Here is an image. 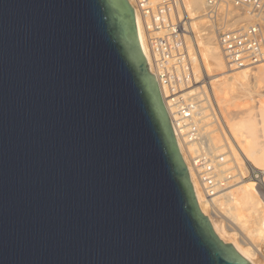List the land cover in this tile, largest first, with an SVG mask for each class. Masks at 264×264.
Masks as SVG:
<instances>
[{
	"label": "water",
	"instance_id": "water-1",
	"mask_svg": "<svg viewBox=\"0 0 264 264\" xmlns=\"http://www.w3.org/2000/svg\"><path fill=\"white\" fill-rule=\"evenodd\" d=\"M0 264H250L198 209L128 0H0Z\"/></svg>",
	"mask_w": 264,
	"mask_h": 264
},
{
	"label": "built area",
	"instance_id": "built-area-1",
	"mask_svg": "<svg viewBox=\"0 0 264 264\" xmlns=\"http://www.w3.org/2000/svg\"><path fill=\"white\" fill-rule=\"evenodd\" d=\"M128 2L145 33L149 72L164 104L173 110L172 118L168 115L176 140L194 146L189 162L211 198L226 188L230 175L219 176L218 159L208 151L198 104L190 94L196 54L189 47L195 33L184 15L183 0ZM202 17L207 27L215 29V43L228 69H252L264 62V0H206Z\"/></svg>",
	"mask_w": 264,
	"mask_h": 264
},
{
	"label": "bare ground",
	"instance_id": "bare-ground-1",
	"mask_svg": "<svg viewBox=\"0 0 264 264\" xmlns=\"http://www.w3.org/2000/svg\"><path fill=\"white\" fill-rule=\"evenodd\" d=\"M204 3H205V0H184L183 10L189 13L191 16L197 15L198 17L203 8ZM134 14H135L136 32H137L138 42L142 50V53L144 55V58L146 59V61H148L149 57H148V48H147L145 33L143 31L139 16L135 12ZM193 23L191 25H192L193 32L195 33V37L194 39H192L193 40L192 46H190L189 48H190V51L194 54L195 52H194L193 47L195 44L198 45V48L200 49L202 63L196 54V58L194 59L195 60V63H194L195 82L193 83V86L190 90V94L195 96V99L198 104V110L202 117V132L206 138V143L208 145V151L210 154L213 155L214 158L218 159L216 160V162L219 166V169H218L219 176H223V174L226 171H228L227 170L228 167L226 166V164L223 165L227 157L224 155H223L224 158L220 156L221 160H219L218 156H216L220 154V152L222 151L220 150V146H222L221 144L223 143V139H226V138L221 137L222 134L219 135L216 132L217 131L216 129H215L216 133L213 132L214 130L213 131L209 130L210 132H207L209 129L207 127V125L209 124V121H207L208 124L205 123L206 120L204 118L206 116L205 114L206 111L204 110L205 108L203 107V104L206 102V104L210 106V100H212L211 95L213 96V99L215 103L217 104L218 109L220 110V113L222 114V120L226 124V128L228 130V136L230 135L235 143L233 145V143L227 142L229 143L228 144L229 151H230L229 153H231L232 155V156L230 155V157H232V159L237 164L235 165L238 166L240 173L243 174V171L244 170L246 171V169L243 168V166L245 165H250V167L254 169L257 167H260L259 169L264 171V111H263L264 109L263 108H262L263 110L260 109L259 113H262V112L263 113L260 114L259 117L261 118L258 119V121L255 120L254 117L249 116V115H252V113H249L248 110L245 111V113L241 111L243 113L242 114L243 116H240L239 113L241 112H239L238 113L239 115H237L238 117H230L229 113L226 110L227 101L224 98L225 88L223 87V84L229 83V86L231 87V89L235 88L234 90L236 89L240 90L242 86V82H247L250 78L251 72L250 74L248 72V70L250 69H245L241 72L239 71V73L236 72V74L234 73L233 76L230 75V77H227L226 79H215L210 84L211 92L205 91L203 87H200L201 90L199 92V87H197V84L200 83L199 77H200L201 72L204 71L207 76H216L220 74L221 72H223L225 67H224L223 59L221 57L222 53H220L221 52L220 49L218 48L216 43H214L215 41L211 42L213 41L212 39H215V38H212L213 35L210 34L209 35L210 37L206 36L208 37L206 38L205 35L207 33H202L204 30L202 29L203 27L201 28L200 26H198V24H197V27H195L196 25H194ZM212 43H214L215 46H212L214 45ZM198 65L200 66L199 67L200 69L196 67ZM260 65L263 66L264 64L261 63L257 65L256 67H259L260 69ZM252 76L254 77L255 75H252ZM200 94L204 96H201ZM202 101L203 102L205 101V102L202 103ZM165 106H166L168 114L172 118L173 110L168 107L169 105L165 104ZM246 112H248L247 113L248 115L245 116L244 114H246ZM213 119L215 120V117ZM216 121H218L217 124L220 123V125H222L221 121L219 120H216ZM206 128L208 129L206 130ZM209 133L213 135H211L210 137ZM225 135H227V133ZM228 136H225V137L229 139ZM259 139H261V141ZM177 144H178L180 153L182 155V158L188 169V173H189L192 189L194 192V196L196 198L198 209L205 217L208 218L209 223L215 235L222 242L226 244H231L233 248L235 249V251L250 264H259L254 258L255 254L253 250L249 247L242 246V244L240 245V243L238 242L236 238V235L234 233L228 232L225 229L223 223L221 224L220 221L219 222L215 221V219H213V216H211V213L213 214L214 212L213 210L216 208V207L214 208V206L215 205L218 206V208L220 209V212L225 215L226 219H228L232 224L240 227V229H242V231L246 233V237L251 238L253 241H257L258 243L264 244V202L261 199V196L256 189V184L254 182H246V181L244 182L242 180H239L240 182L238 181L237 183L236 181V184H233V185L230 184L229 186V183L230 182L232 183V180H233L231 179V181L228 182L226 188L219 191L215 196L209 198L206 195H203V192L201 191V187L199 186V183L196 178L197 175L195 174L194 170L192 169L189 163L190 157L195 152L194 146L192 144L184 143L179 137L177 139ZM224 144L225 143H223V146ZM226 145L227 144H225V146ZM235 145L242 153L243 158L239 156V153L237 152ZM187 151L189 153V159L187 158V154H186ZM225 167H227V169ZM233 178L235 180V177ZM241 178L243 177L241 176ZM234 180H233V183H234ZM210 207H212L213 210H211ZM210 210L213 212H211Z\"/></svg>",
	"mask_w": 264,
	"mask_h": 264
},
{
	"label": "rangeland",
	"instance_id": "rangeland-1",
	"mask_svg": "<svg viewBox=\"0 0 264 264\" xmlns=\"http://www.w3.org/2000/svg\"><path fill=\"white\" fill-rule=\"evenodd\" d=\"M183 2H184V0H183ZM184 15H185V17H187V20L191 24L194 22L193 24L196 25L195 27H197V24L201 28L203 27L202 29H204L205 31L203 30L202 33H207L205 35V37L206 36L210 37L209 35L211 34V35H213V37L212 36L211 37L212 38H215V29L214 28H211V27H207V25L205 24V20H203L204 18L202 17V10H201V12H200V14H199L198 17H197V15L191 16L187 12H184ZM200 23H202V24H200ZM191 28H192V25H191ZM208 37H206V38H208ZM212 40L213 41H211V42H214L215 41V39H212ZM214 43H212V44H214ZM212 46H215V44L212 45ZM193 49H194L195 54H197L199 60L202 63V60H201L202 58H201V55H200V49L198 48V45L195 44L194 47H193ZM221 57L223 59V56H221ZM223 62H224V59H223ZM197 64H198V62H197ZM262 64H264V63H262ZM196 67L199 68L200 66L198 65ZM224 67H225L224 68V71L221 72L220 74L216 75V76H207L204 71L201 72L200 77H199L200 83L197 84V87H199V92L201 90L200 87H203L205 89V91H210L211 92V90H210V84L215 79H226L227 77H230V75L233 76L234 73L236 74V72L239 73V71L240 72L243 71V70H235V71H232V70H230V69H228L226 67L225 62H224ZM248 72H249V74L251 72L250 78H249V80L247 82H242V86H241V89L240 90H238V89L234 90L235 88L234 89H231V87L229 86V83L223 84V87L225 88L224 98L227 101L226 110L229 113L230 117H238L237 115H239V114H240V116H243L242 114L245 113V111L248 110L249 113H252V115H249V116L250 117H254V119L258 121V119L261 118V117H259L260 114L263 113L262 111H261L262 113H259L260 112V109H262V108L264 109V65L263 66L260 65V69H259V67H255V68H252V69L248 70ZM252 75H255V76L253 77ZM200 95L201 96H204L202 94H200ZM209 98H210V96H209ZM211 99L212 100H210V106L208 104H206L205 101H204L205 103L202 101V103H204L203 104V107L205 108L204 110L206 111L205 112L206 116L204 114V116H205L204 119L206 120L205 123L208 124L207 121H209V124H210V122H211L210 125L209 124L207 125V127L209 129L206 128V130L208 129L207 132H210V131H213L214 130L213 131L214 133L217 132L219 135L222 134L221 137L226 138V139H223V143H225L227 145L225 146V144H224V146H225L224 147L223 146V143L221 142L222 143L221 144L222 146H220V150H222L221 152H223L225 154H223V153L220 152V154H218L216 156H218L219 160H221L220 156L223 157V155H224V156L227 157L226 158L227 161L225 159V163L223 164V165L226 164V166L228 167V169H227V167H225L228 170V171H226V170L225 171L227 172V174L230 175V181H231V179L234 180L233 177H235L234 183H233V180H232V183L230 182L229 183V186H230V184L231 185L236 184V181L238 183L239 180H242L244 182L245 181L246 182H254L256 184V189H257L258 193L260 194L261 199L264 202V181H263L264 180L263 179L264 178V171L261 170V169H259L260 167H257V168L254 169V168H251L250 165H245V166H243V168L246 169L247 173H246L245 170L243 171V174L240 173L238 166H236L237 164L232 159V157H230L231 153H229L230 151H229V147H228L229 146L228 145L229 143H233V145L235 143H234L233 139L231 138V136L230 135L228 136V130L226 128V124L222 120V114L220 113V110L218 109V106L215 103L212 95H211ZM239 112H241V113H239ZM248 112H246V114H244V115L245 116L248 115L247 114ZM214 117H215V120L213 119ZM209 118H210V120H209ZM216 120L221 121L222 122L221 123L222 125H220V123L217 124L218 121H216ZM235 121H237V120H235ZM215 129L217 130L216 132H215ZM219 129L223 130L224 132L221 131V130H219ZM224 133L225 134L227 133V135H225ZM209 135L211 137V135H213V134H210L209 133ZM224 135L225 136H228L229 139H227V137H225ZM259 140L261 141V139H259ZM227 142H229V143H227ZM224 148H225V150H224ZM235 148H236L237 152L239 153V156H241V158H243L242 157V153L236 147V145H235ZM186 154H187V158L189 159V153H188V151L186 152ZM228 159H229V161H228ZM247 166H249V167H247ZM237 175H238V177H237ZM241 176L243 178H241ZM196 178H197V181L199 183V186L201 187V191L203 192V188H202V185H201V183H200V181L198 179V176H196ZM203 195H205L204 192H203ZM212 207H210L211 210H213ZM214 208H215L213 210L214 212L210 210L211 212H213V214L211 213V216H213V219H215V221H217V222L220 221L221 224L223 223L225 229L228 232L234 233L236 235V238H237L238 242L240 243V245L242 244V246H244V247L251 248L253 250L254 254H255L254 255L255 260L259 264H264V244L263 243H258L257 241H253L251 238L246 237V233L244 231H242V229H240V227H238L237 225L232 224L228 219H226L225 215L220 212V209L218 208V206L215 205Z\"/></svg>",
	"mask_w": 264,
	"mask_h": 264
}]
</instances>
